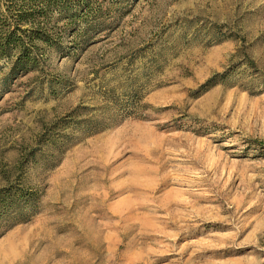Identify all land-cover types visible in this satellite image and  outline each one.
Wrapping results in <instances>:
<instances>
[{
    "label": "rangeland",
    "instance_id": "obj_1",
    "mask_svg": "<svg viewBox=\"0 0 264 264\" xmlns=\"http://www.w3.org/2000/svg\"><path fill=\"white\" fill-rule=\"evenodd\" d=\"M82 1L0 69V187L39 194L0 264H264V0Z\"/></svg>",
    "mask_w": 264,
    "mask_h": 264
},
{
    "label": "trees",
    "instance_id": "obj_2",
    "mask_svg": "<svg viewBox=\"0 0 264 264\" xmlns=\"http://www.w3.org/2000/svg\"><path fill=\"white\" fill-rule=\"evenodd\" d=\"M76 8L79 11L72 10ZM100 13V8L82 0H0V62L5 61L0 69H6L3 80L40 70L45 48L61 49L60 37L66 31L71 37L84 39L90 28L98 27L92 24L95 17L91 15ZM78 20L84 24L79 31ZM59 23H63L61 28H57ZM38 200L39 194L25 189L21 182L0 187V227L28 220L37 212Z\"/></svg>",
    "mask_w": 264,
    "mask_h": 264
}]
</instances>
